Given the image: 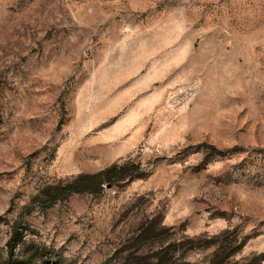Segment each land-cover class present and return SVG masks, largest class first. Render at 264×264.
<instances>
[{"label": "rangeland", "instance_id": "rangeland-1", "mask_svg": "<svg viewBox=\"0 0 264 264\" xmlns=\"http://www.w3.org/2000/svg\"><path fill=\"white\" fill-rule=\"evenodd\" d=\"M15 230L19 264H264V0H0V264Z\"/></svg>", "mask_w": 264, "mask_h": 264}, {"label": "trees", "instance_id": "trees-1", "mask_svg": "<svg viewBox=\"0 0 264 264\" xmlns=\"http://www.w3.org/2000/svg\"><path fill=\"white\" fill-rule=\"evenodd\" d=\"M217 151V149H214ZM130 163L118 165L114 164L111 167L100 171L98 173H86L80 174L70 180L60 182L54 185H47L44 187L39 194L34 198L33 203L40 206L43 210L51 208L54 204L69 199L74 195L83 194H98L105 190V188H113L121 180L130 178ZM135 169V168H134ZM137 179L141 177H132L131 179ZM156 223L150 222L140 234L137 235V239H144L153 236L156 232ZM19 231L15 230L13 237L8 242V259L2 261L1 264H19L14 261V251L16 245L19 243ZM198 237L187 238L189 244H197L199 242ZM181 239H175L171 241L161 242L159 250L156 254L155 264H181L178 262L180 259L176 258L174 254L179 253L183 247ZM179 259V260H177ZM21 264V263H20ZM131 264H144L142 261L132 262ZM146 264V263H145ZM209 264H216L214 260L210 261Z\"/></svg>", "mask_w": 264, "mask_h": 264}]
</instances>
